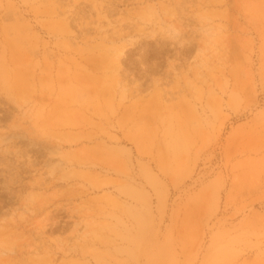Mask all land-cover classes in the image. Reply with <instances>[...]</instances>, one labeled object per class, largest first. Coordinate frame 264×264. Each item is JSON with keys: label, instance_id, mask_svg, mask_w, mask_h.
<instances>
[{"label": "rangeland", "instance_id": "obj_1", "mask_svg": "<svg viewBox=\"0 0 264 264\" xmlns=\"http://www.w3.org/2000/svg\"><path fill=\"white\" fill-rule=\"evenodd\" d=\"M0 264H264V0H0Z\"/></svg>", "mask_w": 264, "mask_h": 264}, {"label": "bare ground", "instance_id": "obj_2", "mask_svg": "<svg viewBox=\"0 0 264 264\" xmlns=\"http://www.w3.org/2000/svg\"><path fill=\"white\" fill-rule=\"evenodd\" d=\"M122 93V92H121Z\"/></svg>", "mask_w": 264, "mask_h": 264}]
</instances>
